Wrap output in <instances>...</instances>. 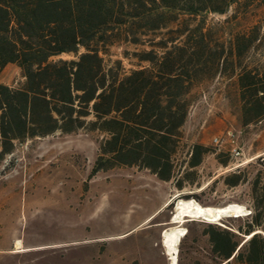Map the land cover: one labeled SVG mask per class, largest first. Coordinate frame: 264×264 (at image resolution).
Here are the masks:
<instances>
[{
	"label": "trees",
	"instance_id": "16d2710c",
	"mask_svg": "<svg viewBox=\"0 0 264 264\" xmlns=\"http://www.w3.org/2000/svg\"><path fill=\"white\" fill-rule=\"evenodd\" d=\"M254 1L264 7V0H0V163L29 140L84 129L102 135L92 172L129 166L179 191L198 185L208 155L221 168L233 161L229 149L184 144L182 127L201 87L224 78L235 87L240 128L252 125L259 135L254 159L211 183L247 184L249 212L185 222L201 227L193 241L211 264H264V30H236L237 14ZM230 10L217 36L205 26L210 14ZM7 67L20 73L15 84L1 79Z\"/></svg>",
	"mask_w": 264,
	"mask_h": 264
},
{
	"label": "rangeland",
	"instance_id": "374dc122",
	"mask_svg": "<svg viewBox=\"0 0 264 264\" xmlns=\"http://www.w3.org/2000/svg\"><path fill=\"white\" fill-rule=\"evenodd\" d=\"M232 11L210 14L205 26L217 36ZM236 20V30L256 25L262 31L264 7L254 1ZM1 79L15 84L21 77L7 67ZM227 82L217 77L201 87L182 142L229 149L232 167L221 168L208 155L199 184L180 191L136 167L92 172L102 140L97 131L56 132L18 145L0 163V264H211L193 241L201 227L185 221L222 222L249 212L247 184L228 188L211 181L253 160L259 135L252 125L240 128L235 87L226 88ZM187 228L191 234L182 239Z\"/></svg>",
	"mask_w": 264,
	"mask_h": 264
},
{
	"label": "bare ground",
	"instance_id": "6f19581e",
	"mask_svg": "<svg viewBox=\"0 0 264 264\" xmlns=\"http://www.w3.org/2000/svg\"><path fill=\"white\" fill-rule=\"evenodd\" d=\"M17 243H20L19 239L17 240Z\"/></svg>",
	"mask_w": 264,
	"mask_h": 264
},
{
	"label": "built area",
	"instance_id": "2783aa9c",
	"mask_svg": "<svg viewBox=\"0 0 264 264\" xmlns=\"http://www.w3.org/2000/svg\"><path fill=\"white\" fill-rule=\"evenodd\" d=\"M236 154H238V152H236Z\"/></svg>",
	"mask_w": 264,
	"mask_h": 264
}]
</instances>
